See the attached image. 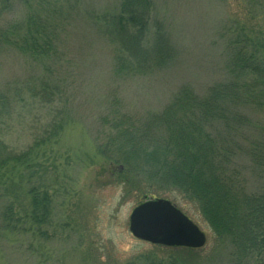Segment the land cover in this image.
<instances>
[{
    "label": "rangeland",
    "instance_id": "1",
    "mask_svg": "<svg viewBox=\"0 0 264 264\" xmlns=\"http://www.w3.org/2000/svg\"><path fill=\"white\" fill-rule=\"evenodd\" d=\"M152 1L155 10L148 44L157 24L174 57L164 67L124 74L114 66L118 45L97 20L100 15L116 13L120 0H0V35L6 30L8 36L13 30L22 32L20 26L32 17L61 54L56 61L42 58L39 63L15 50L11 42L3 43L0 91L16 82L37 85L39 78L52 77V82L62 83L57 102L64 124L55 145L38 160L39 173H45L39 180L35 174L30 183L26 181L28 189L38 183L47 189L49 219L40 225V233L34 226L26 233L0 230V264H256L252 259L238 261L230 244L215 238L184 194L170 190L157 198L151 195L154 190L119 182L124 156L131 154L127 162L122 160L126 166L141 171L150 167L144 162L147 150L131 143H112L111 136L138 132L149 115L171 106L180 87L189 86L202 95L223 78L218 72L224 53L222 34L233 16L230 7L236 4L233 0ZM50 112L30 102L24 110L14 109L11 117L1 118L0 125L9 131L12 146H31L33 135L53 119ZM245 115L248 126L243 133L252 139L264 131V111L251 109ZM112 119L118 121L117 131L115 122L110 126ZM117 158L120 165L114 164ZM240 164L247 166L242 174L250 190L264 185L260 171H247L251 169L247 159L241 157ZM11 190L0 192V209L8 202L14 206L27 203L32 196L31 192L23 197ZM159 198L170 201L206 235L202 248L157 246L130 234L132 209Z\"/></svg>",
    "mask_w": 264,
    "mask_h": 264
},
{
    "label": "trees",
    "instance_id": "2",
    "mask_svg": "<svg viewBox=\"0 0 264 264\" xmlns=\"http://www.w3.org/2000/svg\"><path fill=\"white\" fill-rule=\"evenodd\" d=\"M233 1V16L222 34L224 53L218 72L223 78L210 84L202 95L189 86L180 87L170 107L149 115L138 132L125 131L120 137L111 136L110 142L147 150L143 156L149 169L126 166L122 160L127 162L131 154L123 157L125 167L116 174L120 183L154 190L151 195L157 198L170 190L184 194L215 238L230 244L238 261L252 259L264 264V185L250 190L242 174L247 166L240 164L243 157L251 165L247 171L264 175V131L252 139L243 133L248 126L245 113L264 111V0ZM154 7L152 0H120L116 13L98 16L101 29L118 45L114 56L118 73L143 74L173 59L159 25L155 24L148 44ZM20 29L22 32L13 30L11 36L8 30L0 35V46L11 42L15 50L39 63L42 58H60L58 48L35 19L28 17ZM38 80L37 85L22 81L0 91V119L11 117L14 109L24 110L30 102L53 113V119L33 135L31 146H12L9 131L0 125V192L12 189L10 192L23 197L32 193L27 203L14 206L8 202L0 209V230L10 234L30 232L31 226L40 233V225L50 216L47 189L38 182L37 187L28 189L27 182L35 174L39 180L45 173H39L38 160L55 145L64 126L57 102L62 83L52 82V77ZM112 120L110 126L115 122L117 131L118 121ZM117 162L118 158L114 164Z\"/></svg>",
    "mask_w": 264,
    "mask_h": 264
},
{
    "label": "water",
    "instance_id": "3",
    "mask_svg": "<svg viewBox=\"0 0 264 264\" xmlns=\"http://www.w3.org/2000/svg\"><path fill=\"white\" fill-rule=\"evenodd\" d=\"M128 231L137 240L165 247L199 249L206 242L204 233L165 199L134 207L128 218Z\"/></svg>",
    "mask_w": 264,
    "mask_h": 264
}]
</instances>
